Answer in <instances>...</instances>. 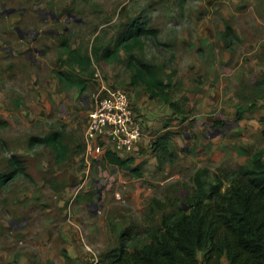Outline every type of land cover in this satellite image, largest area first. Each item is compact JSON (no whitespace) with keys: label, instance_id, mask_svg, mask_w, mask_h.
<instances>
[{"label":"rangeland","instance_id":"rangeland-1","mask_svg":"<svg viewBox=\"0 0 264 264\" xmlns=\"http://www.w3.org/2000/svg\"><path fill=\"white\" fill-rule=\"evenodd\" d=\"M2 5L17 12L0 18V175H11L12 158L24 174L0 187V264H112L117 250H142L164 215L186 208L196 171L205 170L209 187L216 174L247 166L264 150V0H0V12ZM40 10L62 20L42 22ZM67 14L77 20L65 23ZM139 17L159 34L133 54L171 82L174 105L149 99L165 109L155 124L141 114L147 142L123 155L128 167L93 160L87 169L85 124L102 85L135 90L141 101L146 95L130 85L125 53L119 61L100 57ZM15 25L46 30L34 44L44 52L38 64L27 59V39L20 41ZM226 27L235 38H225ZM62 44L90 64L72 63ZM59 73L85 89L66 86ZM216 99L230 112L208 118L200 103ZM52 132L60 134L62 155L29 145ZM165 134L172 155L153 145ZM221 263L229 264L225 256Z\"/></svg>","mask_w":264,"mask_h":264},{"label":"trees","instance_id":"trees-1","mask_svg":"<svg viewBox=\"0 0 264 264\" xmlns=\"http://www.w3.org/2000/svg\"><path fill=\"white\" fill-rule=\"evenodd\" d=\"M158 29L149 25L146 18L128 23L125 32L113 45L101 53L106 62L119 61L121 52L126 54V63L131 70L130 85L142 87L150 99L164 101L173 107L171 82L160 77L159 68L138 60L133 50H143L148 39L157 40ZM225 38H235L234 31L226 27ZM72 63L90 64V58L80 56L69 45L62 44ZM66 86H81L70 77L58 74ZM264 86V70L258 80ZM82 89L85 87L81 86ZM264 140V129L261 131ZM168 134L156 138L155 149L172 155L168 148ZM52 146L62 155L60 134L52 132L44 138L32 137L29 145ZM103 159L110 165L128 167L130 158L114 153H105ZM10 176L0 175V187L8 179L24 174L21 162L12 158ZM131 172L139 174L137 168ZM205 170L194 173L193 192L185 198L186 208L162 217V228L151 236L149 244L132 254L123 248L114 254L112 264H222L226 257L229 264H264V150L251 156L249 165L216 174L215 181L207 187ZM203 251L199 260L197 252Z\"/></svg>","mask_w":264,"mask_h":264},{"label":"built area","instance_id":"built-area-1","mask_svg":"<svg viewBox=\"0 0 264 264\" xmlns=\"http://www.w3.org/2000/svg\"><path fill=\"white\" fill-rule=\"evenodd\" d=\"M145 132L144 118L135 111L126 91L95 96L84 130L86 168L89 169L93 160L103 161L108 152L122 157L131 154L144 139Z\"/></svg>","mask_w":264,"mask_h":264},{"label":"crops","instance_id":"crops-1","mask_svg":"<svg viewBox=\"0 0 264 264\" xmlns=\"http://www.w3.org/2000/svg\"><path fill=\"white\" fill-rule=\"evenodd\" d=\"M153 28H155V27H153ZM155 29H157V28H155ZM207 45L209 47V50H211L212 46H209V44H207ZM218 45H219V42H218ZM109 88L110 87H108L106 84H103L101 89H99V94L100 95H106V93L110 94V92L112 90L109 89ZM196 89H198V88H196ZM124 91H126L130 95V97L132 99V102L135 104V106L138 109L139 113L142 114V115L147 116L150 119V121H151L150 123L151 124L154 123V119H159L161 117V115L163 114V110L165 109V106L162 105V104L155 105L153 103V101H149L150 98H149L147 93H146V95L144 96V98L141 101V99H139V97H138L137 91L132 90L131 93L128 90H124ZM194 92L195 91H192L191 94L194 93ZM195 99H196V97H195ZM146 100L149 101V102H147ZM200 104H201V106H200L201 108H203L204 106L209 107V110L204 113L208 118L215 116V114H216L215 112H216L217 109H218V112H230V108L229 107H224L223 108V106L221 104H219L217 106V99L214 100V101L208 100L207 103L203 101ZM91 107H92V104H91ZM90 110H91V108H90ZM89 114H90V111L88 113V116H89ZM88 116H87V119H88ZM87 119H86V122H87ZM85 126H86V124H85ZM146 142H147V136H145L144 139L137 146H135L132 149L131 154H135L139 150L140 144L141 143H146Z\"/></svg>","mask_w":264,"mask_h":264},{"label":"flooded vegetation","instance_id":"flooded-vegetation-1","mask_svg":"<svg viewBox=\"0 0 264 264\" xmlns=\"http://www.w3.org/2000/svg\"><path fill=\"white\" fill-rule=\"evenodd\" d=\"M1 9L2 10L0 12V18H1V16L11 15V14H14L17 12V10L14 8L16 10L14 13L6 14L5 11H6V9H9V8H5L4 5L1 6ZM24 12H25V10L19 11L20 15H19L18 19H21L23 17V15L25 14ZM39 16L42 17V20H43L42 22H48L49 20H54L55 23H59L62 20L61 18L57 17L56 15H55V17L52 18L50 16L49 12H46L43 10L39 11ZM67 19H68V17H67ZM66 20H65V23H69L71 20H74V19L71 17L70 21L66 22ZM15 32H16L17 36L19 37L20 41H24L25 39H27L26 44H28V46H29V49L25 54L27 59L31 63L38 64V61L36 60L35 57L37 55L44 54V52H43V50L39 49L34 44L37 43L38 38H40V36H42V34H44L46 32V30H44V28L39 29V27L35 28V26L32 28H25L24 30H22L19 28L18 25H15ZM47 32H49L51 34L56 33V32H54V30H48ZM13 43L15 44V42H13V39L11 37H8L5 39V51L6 52H8V53L13 52V50H14ZM3 48H4V46L0 47V51H2Z\"/></svg>","mask_w":264,"mask_h":264},{"label":"water","instance_id":"water-1","mask_svg":"<svg viewBox=\"0 0 264 264\" xmlns=\"http://www.w3.org/2000/svg\"><path fill=\"white\" fill-rule=\"evenodd\" d=\"M15 11L16 10L14 8H9V9H6L5 13L6 14H10V13H14ZM50 16L52 18L55 17V15L53 13H50ZM67 17H68V19L66 20V22H68L71 17L74 18V20H77V18L74 15H72V14H67Z\"/></svg>","mask_w":264,"mask_h":264}]
</instances>
